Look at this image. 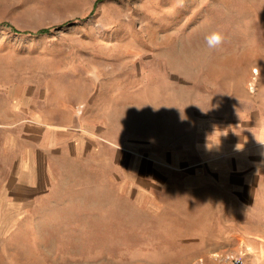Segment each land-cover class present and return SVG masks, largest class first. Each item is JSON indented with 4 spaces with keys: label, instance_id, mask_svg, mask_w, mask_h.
<instances>
[{
    "label": "rangeland",
    "instance_id": "obj_1",
    "mask_svg": "<svg viewBox=\"0 0 264 264\" xmlns=\"http://www.w3.org/2000/svg\"><path fill=\"white\" fill-rule=\"evenodd\" d=\"M263 118L264 0H0V264H253L203 242L227 230L199 218L205 189L154 185L128 150L185 157ZM35 142L45 191L13 205Z\"/></svg>",
    "mask_w": 264,
    "mask_h": 264
},
{
    "label": "crops",
    "instance_id": "obj_2",
    "mask_svg": "<svg viewBox=\"0 0 264 264\" xmlns=\"http://www.w3.org/2000/svg\"><path fill=\"white\" fill-rule=\"evenodd\" d=\"M247 123L215 127L185 157L170 151L162 158L154 150V159L147 158L143 163L132 150L128 152L133 154L132 163L137 166L141 164L143 168L154 163V168H150L154 185L157 180L181 176L186 187L205 189L206 199L200 206L199 218L214 229L227 230L211 233L204 243L244 244L246 259L264 264V118L261 122ZM43 145L35 142L20 173L10 178L11 204L29 206L34 197L43 195L48 175L42 165L49 153ZM129 154L124 157L130 160Z\"/></svg>",
    "mask_w": 264,
    "mask_h": 264
},
{
    "label": "clouds",
    "instance_id": "obj_3",
    "mask_svg": "<svg viewBox=\"0 0 264 264\" xmlns=\"http://www.w3.org/2000/svg\"><path fill=\"white\" fill-rule=\"evenodd\" d=\"M225 36L220 31H212L205 37L209 48L215 49L220 47L224 42Z\"/></svg>",
    "mask_w": 264,
    "mask_h": 264
},
{
    "label": "built area",
    "instance_id": "obj_4",
    "mask_svg": "<svg viewBox=\"0 0 264 264\" xmlns=\"http://www.w3.org/2000/svg\"><path fill=\"white\" fill-rule=\"evenodd\" d=\"M223 264H246V262L242 256L229 255Z\"/></svg>",
    "mask_w": 264,
    "mask_h": 264
},
{
    "label": "trees",
    "instance_id": "obj_5",
    "mask_svg": "<svg viewBox=\"0 0 264 264\" xmlns=\"http://www.w3.org/2000/svg\"><path fill=\"white\" fill-rule=\"evenodd\" d=\"M47 30H41L40 33H45Z\"/></svg>",
    "mask_w": 264,
    "mask_h": 264
}]
</instances>
